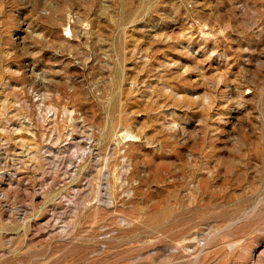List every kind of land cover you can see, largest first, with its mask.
I'll list each match as a JSON object with an SVG mask.
<instances>
[{
    "label": "rangeland",
    "instance_id": "374dc122",
    "mask_svg": "<svg viewBox=\"0 0 264 264\" xmlns=\"http://www.w3.org/2000/svg\"><path fill=\"white\" fill-rule=\"evenodd\" d=\"M0 264H264V0H0Z\"/></svg>",
    "mask_w": 264,
    "mask_h": 264
},
{
    "label": "bare ground",
    "instance_id": "6f19581e",
    "mask_svg": "<svg viewBox=\"0 0 264 264\" xmlns=\"http://www.w3.org/2000/svg\"><path fill=\"white\" fill-rule=\"evenodd\" d=\"M122 137H123V140L125 139V137H126V135L125 136H123V134L121 135ZM126 142H133V140H129V139H127V140H125Z\"/></svg>",
    "mask_w": 264,
    "mask_h": 264
}]
</instances>
